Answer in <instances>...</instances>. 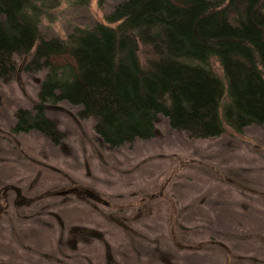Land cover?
Returning a JSON list of instances; mask_svg holds the SVG:
<instances>
[{
  "label": "rangeland",
  "instance_id": "1",
  "mask_svg": "<svg viewBox=\"0 0 264 264\" xmlns=\"http://www.w3.org/2000/svg\"><path fill=\"white\" fill-rule=\"evenodd\" d=\"M118 1L46 0L41 35L104 22ZM30 56L0 79V264H264V125L193 140L160 116L152 139L112 149L62 102L46 109L59 145L13 134L45 76L24 71ZM74 227L91 240L69 245Z\"/></svg>",
  "mask_w": 264,
  "mask_h": 264
},
{
  "label": "trees",
  "instance_id": "2",
  "mask_svg": "<svg viewBox=\"0 0 264 264\" xmlns=\"http://www.w3.org/2000/svg\"><path fill=\"white\" fill-rule=\"evenodd\" d=\"M45 2L0 0V79L14 78L29 53L24 71L45 72L32 108L15 111L13 134L59 145L65 135L46 109L62 102L112 149L152 139L160 116L193 140L264 125V0H119L104 22L64 39L41 35ZM79 230L61 238L91 240Z\"/></svg>",
  "mask_w": 264,
  "mask_h": 264
}]
</instances>
